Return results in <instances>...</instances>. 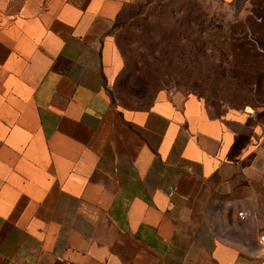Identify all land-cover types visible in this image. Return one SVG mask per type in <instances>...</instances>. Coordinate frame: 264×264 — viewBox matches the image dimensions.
Masks as SVG:
<instances>
[{"label":"crops","instance_id":"0c3cea01","mask_svg":"<svg viewBox=\"0 0 264 264\" xmlns=\"http://www.w3.org/2000/svg\"><path fill=\"white\" fill-rule=\"evenodd\" d=\"M127 1L0 0V264H264V105L115 106Z\"/></svg>","mask_w":264,"mask_h":264},{"label":"rangeland","instance_id":"374dc122","mask_svg":"<svg viewBox=\"0 0 264 264\" xmlns=\"http://www.w3.org/2000/svg\"><path fill=\"white\" fill-rule=\"evenodd\" d=\"M261 15L264 0L127 1L108 30L119 58L112 103L142 108L181 93L232 110L264 105V36L249 39L264 35Z\"/></svg>","mask_w":264,"mask_h":264},{"label":"trees","instance_id":"16d2710c","mask_svg":"<svg viewBox=\"0 0 264 264\" xmlns=\"http://www.w3.org/2000/svg\"><path fill=\"white\" fill-rule=\"evenodd\" d=\"M126 4V3H125ZM125 4L123 5V7L125 6ZM123 7L121 8V11L118 13V15L116 16V18L121 14V12H122V9H123ZM192 17H194V16H192V15H188L187 16V18H186V21H187V23H190L191 22V20H192ZM115 18V19H116ZM114 19V20H115ZM258 22H264V17L261 15L260 17H259V21ZM251 34H252V37H250L249 39L253 42V43H256V44H260V41H262V38L260 37V36H264L263 34H255L253 31H251ZM229 39V38H228ZM232 42H238V44H236V47L237 48H239L240 47V44L242 43V41H240L241 39H239V38H237V37H234V38H232V39H230ZM151 104V103H150ZM149 104V105H150ZM149 105H147V106H145V107H148ZM124 107V106H123ZM145 107H142V108H145ZM124 108H134V109H139V107H130V106H125Z\"/></svg>","mask_w":264,"mask_h":264},{"label":"built area","instance_id":"2783aa9c","mask_svg":"<svg viewBox=\"0 0 264 264\" xmlns=\"http://www.w3.org/2000/svg\"><path fill=\"white\" fill-rule=\"evenodd\" d=\"M238 214H239L240 216H243V212H242V211H241V212H239ZM260 240H261L262 242H264V235H263V236H261Z\"/></svg>","mask_w":264,"mask_h":264},{"label":"water","instance_id":"95a60500","mask_svg":"<svg viewBox=\"0 0 264 264\" xmlns=\"http://www.w3.org/2000/svg\"><path fill=\"white\" fill-rule=\"evenodd\" d=\"M226 1H228V0H226Z\"/></svg>","mask_w":264,"mask_h":264}]
</instances>
